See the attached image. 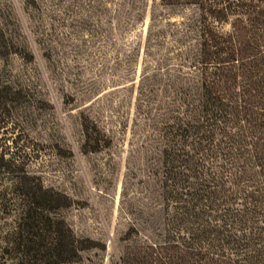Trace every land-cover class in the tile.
<instances>
[{
    "label": "trees",
    "instance_id": "obj_1",
    "mask_svg": "<svg viewBox=\"0 0 264 264\" xmlns=\"http://www.w3.org/2000/svg\"><path fill=\"white\" fill-rule=\"evenodd\" d=\"M156 2L193 8L165 21L173 61L152 127L159 221L153 237L125 242L110 264H264V0ZM154 18L146 40L157 36ZM12 45L0 28L3 51ZM15 92L0 83L2 117ZM7 146L0 141V264L78 258L92 240L55 215L56 192Z\"/></svg>",
    "mask_w": 264,
    "mask_h": 264
},
{
    "label": "rangeland",
    "instance_id": "obj_2",
    "mask_svg": "<svg viewBox=\"0 0 264 264\" xmlns=\"http://www.w3.org/2000/svg\"><path fill=\"white\" fill-rule=\"evenodd\" d=\"M151 11L157 36L146 40ZM192 12L156 0H0V28L15 48L0 46V83L16 90L0 141L56 192L55 215L93 242L61 264H110L125 242L153 237V107L173 61L165 21Z\"/></svg>",
    "mask_w": 264,
    "mask_h": 264
}]
</instances>
